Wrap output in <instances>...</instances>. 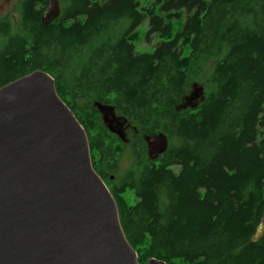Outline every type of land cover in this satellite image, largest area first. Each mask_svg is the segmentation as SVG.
I'll list each match as a JSON object with an SVG mask.
<instances>
[{
	"label": "trees",
	"instance_id": "1",
	"mask_svg": "<svg viewBox=\"0 0 264 264\" xmlns=\"http://www.w3.org/2000/svg\"><path fill=\"white\" fill-rule=\"evenodd\" d=\"M58 1L47 25V0H19L14 31L0 19V88L53 78L139 263L264 264V234L251 241L264 216V0ZM189 80L203 99L181 109ZM95 102L126 119L125 142ZM159 132L167 149L149 159Z\"/></svg>",
	"mask_w": 264,
	"mask_h": 264
},
{
	"label": "water",
	"instance_id": "2",
	"mask_svg": "<svg viewBox=\"0 0 264 264\" xmlns=\"http://www.w3.org/2000/svg\"><path fill=\"white\" fill-rule=\"evenodd\" d=\"M61 14L47 0L43 25ZM203 87L192 83L181 109L195 107ZM107 129L126 141V119L95 102ZM155 159L168 146L146 136ZM264 234V216L251 241ZM0 264H141L121 228L109 189L93 169L83 126L57 94L53 78L35 70L0 88ZM143 264H166L148 258Z\"/></svg>",
	"mask_w": 264,
	"mask_h": 264
},
{
	"label": "rangeland",
	"instance_id": "3",
	"mask_svg": "<svg viewBox=\"0 0 264 264\" xmlns=\"http://www.w3.org/2000/svg\"><path fill=\"white\" fill-rule=\"evenodd\" d=\"M142 4L145 3L146 0H140ZM19 0H0V19H6L11 24V29L14 31L17 29L19 23ZM147 28V20L143 21V23L138 27L139 32L142 34ZM148 43H144L141 46H136V49L139 51H147L151 52L154 48L155 42L153 41L151 45ZM211 61H209L210 63ZM208 66L210 67V64ZM196 82L204 87L201 80H189L188 90H192V83ZM129 162L127 158H123L121 161V169L124 170L128 167Z\"/></svg>",
	"mask_w": 264,
	"mask_h": 264
}]
</instances>
